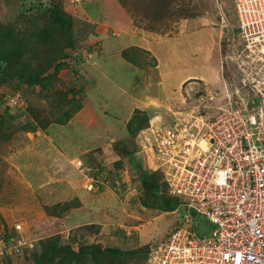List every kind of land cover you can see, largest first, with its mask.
<instances>
[{
  "label": "rangeland",
  "instance_id": "obj_1",
  "mask_svg": "<svg viewBox=\"0 0 264 264\" xmlns=\"http://www.w3.org/2000/svg\"><path fill=\"white\" fill-rule=\"evenodd\" d=\"M254 1L257 0H0V22L12 26L14 31L21 36L30 33L33 29L45 27L47 20L41 17L42 12L52 3L59 4L63 12L72 18L74 42V48L68 49L65 56L60 59L63 66L57 74L53 75V66L44 75L46 78L44 88L16 82L0 84V114H4L8 122L4 133L11 137L16 133L32 131L42 126L44 128L54 124L64 125L65 123H57V120L69 106L67 101L73 99L74 105H79L84 96L90 98L91 94L86 93V90L93 85V80L92 77H88L84 69L93 65L96 54L98 57L104 55V48L109 51L113 46L122 45L128 38L127 32L129 31L138 32L140 38L144 34L146 38L156 39V43H159L156 44L157 48L153 53L164 62L169 54V46L162 43L163 41L170 42L173 47H176L178 51L176 58L179 56L180 59H183V53L194 54V48L198 46L196 44L200 43L203 64L209 68L206 70L207 73L209 74V70H215V77L218 79L215 84L201 85L196 80L194 82L199 84L197 85L199 90L195 91L193 86L186 82L181 87L182 96L185 97L186 94L193 96L187 97L186 95L187 101H180L178 104L165 103L181 111V113L174 112L175 117L184 118L186 111L197 104L208 111L213 110L214 106L224 105L221 99L211 102L209 97L220 96L223 93V83L228 77L226 69L221 68L220 60L225 56L230 43L229 35L238 32L237 5H243L242 7L246 10L251 6L256 8L253 7ZM219 31L223 32L221 37H219ZM195 33L197 35H194ZM235 39L237 43V33ZM114 49L116 47L112 49V52ZM36 53L37 62L40 64L44 61L43 52ZM77 53L85 54L86 61L81 59V55L80 58H76ZM145 55L148 54H136L134 59L140 64H150L149 57ZM60 60L57 63H60ZM107 68L109 75L119 79L120 72L116 65H107ZM72 73L77 83L71 82ZM230 88L229 86L228 89ZM5 96L17 97L24 105L19 109L10 108L3 100ZM112 108L113 105L109 106V111H112ZM126 140L124 144L126 150L123 151L127 153L124 156L126 160L124 166L120 163L119 169L125 172L124 167L127 168L125 176H128L130 182L129 189L133 190L131 195L125 196L129 192L126 190V183H124L126 187L122 189L127 193L120 195L123 186L120 179H118L119 190H114L111 186L104 184V190L107 186L106 188L111 192V194L108 192L110 199H114L109 201L110 209L101 213V219L105 220L107 225L102 227L103 229L97 226L93 228L83 226L70 231L68 235L67 232L61 233L58 236L63 244L72 241V247L75 250L82 243L99 244L103 248L110 247L113 243L114 247L123 251L135 250L143 246L150 249L171 232L177 218L184 214V211L164 213L141 205L142 188L138 174L154 170L155 166L151 165V160H148L146 153L137 150L135 137H128ZM0 151L1 155H5L2 146ZM127 158L130 159L131 165ZM78 162L83 163L82 160H76V167ZM115 168L116 166L113 169ZM113 169H107L110 176H108L109 173L104 174L112 181L114 179V174L111 173ZM91 171L96 173L98 170L91 169ZM82 174L85 176L84 173ZM99 178L103 176L100 177L99 174ZM2 190L3 184L0 182V192ZM115 202L117 206L114 205ZM69 204L70 207L73 206V202ZM61 206L63 205L59 204L58 209L61 210ZM39 219L41 216L34 214L33 222L37 223ZM196 221L200 226L199 235L207 236L213 226L203 217H197ZM125 225L133 229L117 231L119 226L124 227ZM29 228V231L26 226L25 230L22 228L19 235L15 234L17 230L14 232L11 229L7 232V236L16 237L14 242L6 245L9 253L5 257H0V264H34L32 254L39 252V241L52 236V232L35 234L32 238L31 235L35 232V228L33 226ZM115 237L116 240H114ZM20 238L25 239L22 254L14 255L13 247ZM137 260L140 259H135L134 262ZM130 264L134 263L130 262Z\"/></svg>",
  "mask_w": 264,
  "mask_h": 264
},
{
  "label": "built area",
  "instance_id": "obj_2",
  "mask_svg": "<svg viewBox=\"0 0 264 264\" xmlns=\"http://www.w3.org/2000/svg\"><path fill=\"white\" fill-rule=\"evenodd\" d=\"M254 2L247 10L237 5L238 32L229 35L220 60L228 77L223 93L209 97L224 105L208 111L197 104L184 118L172 112L168 124L150 123L137 138L184 211L174 230L149 249L146 264H264V0ZM4 101L13 109L24 105L14 96ZM84 165L78 162L79 171L91 172ZM97 178H88L89 191L98 190ZM119 185L116 180L114 190ZM197 217L213 226L207 236L199 235ZM23 240L14 255L22 254ZM6 245L0 238V257L9 253Z\"/></svg>",
  "mask_w": 264,
  "mask_h": 264
},
{
  "label": "crops",
  "instance_id": "obj_3",
  "mask_svg": "<svg viewBox=\"0 0 264 264\" xmlns=\"http://www.w3.org/2000/svg\"><path fill=\"white\" fill-rule=\"evenodd\" d=\"M104 30L106 32V28ZM222 34L219 31V37ZM127 35L122 45H109V51L104 48V55L98 57L96 54L93 65L84 69L93 80V85L86 90L92 96H84L79 109L69 121L64 125L54 124L19 132L8 141L0 142V147L5 151V155L0 154V182L3 184L0 192L1 234L11 229L15 232L14 226L17 224L24 230L26 226L27 231L30 226L37 231L45 229V224H52L53 229L59 230L56 234L67 232V235L83 226H106L101 213L110 209L109 201L114 200L108 194H111L110 189L105 187L107 192H104L101 185L100 191H88L87 177L80 173L75 161L82 160L93 169L102 170L100 177L103 178L104 174L111 175L107 169L116 166L111 173L123 184L120 195L127 193L123 190L126 183L129 192L125 196H130L133 190L129 189L130 182L125 176L127 168L124 167V172L119 167L120 163L124 166L126 160L124 144L131 137L127 124L134 111L146 113L151 123H169L173 119L172 112L175 115L174 112L180 110L165 103L174 105L187 101V94L184 97L181 93L183 84L188 82L196 91L199 84L213 85L217 82L215 70H209V74L206 71L209 68L203 64L200 43L196 44L194 54L183 53V59H180L179 56L176 58V47L163 41L169 46V54L164 62L153 53L159 43H156V39L146 38L144 34L140 38L135 31H129ZM114 47L116 49L112 52ZM125 50L148 54L145 56L149 57L151 63L140 64L136 60L130 63L121 55ZM112 64L120 72L119 79L109 75L107 65ZM70 80L76 82L73 73ZM196 80L199 84L194 82ZM112 105V111H109ZM146 128L136 135L135 145ZM127 159L131 165L130 159ZM70 202H73V206L64 211L54 208ZM114 205L117 206V203ZM120 207L123 210L121 201ZM36 213L41 219L34 223L32 218ZM131 229V226L125 225L119 226L117 231ZM15 234L19 235L20 232Z\"/></svg>",
  "mask_w": 264,
  "mask_h": 264
},
{
  "label": "trees",
  "instance_id": "obj_4",
  "mask_svg": "<svg viewBox=\"0 0 264 264\" xmlns=\"http://www.w3.org/2000/svg\"><path fill=\"white\" fill-rule=\"evenodd\" d=\"M42 13L41 17L46 18L47 25L43 28L33 29L30 33L23 36L16 33L12 26L0 22V84L16 82L44 88V81L46 80L44 75L48 69L54 66L53 75H56L63 66L60 59L65 56L68 49L74 48L72 18L63 12L59 4L54 3L45 8ZM38 51L43 52L44 61L40 64L36 58V52ZM133 51L125 50L121 55L128 62L134 63V58L138 52L134 54L132 53ZM59 60L60 63H57ZM74 103L73 99L67 101L69 106L63 111L57 123L63 124L69 121L73 113L80 107L79 105H74ZM0 115V140L2 142L8 141L10 136L4 133L8 122L4 114ZM148 122L149 119L146 113L135 110L127 124L129 136L136 137L139 131L148 126ZM84 164L85 167H90L85 162ZM101 173L102 170L98 171V176ZM138 178L141 182L142 197L140 203L143 207L164 213L175 211V213H180L179 206L182 202L178 198L169 195L167 185L160 172H142L138 174ZM97 179L99 186L106 183L107 186L115 189L117 177H114L113 181L107 176L103 179ZM69 205V203L63 204L61 210L68 209ZM58 206H54V208H58ZM54 208L53 210H55ZM45 227V229H38L31 235L34 238L35 234L52 232V236L39 241V252L32 254L34 264H130V262L146 264L148 259L149 248L146 246L135 250L123 251L114 246L103 248L99 244L82 243L75 250L72 247V241L67 244L61 242L59 234H56L59 230L53 229L52 224H45ZM87 227L93 228L92 225ZM173 230L174 228L171 231ZM8 231L6 230L5 234H0V238L6 243L16 237L7 236ZM135 259L140 260L134 262Z\"/></svg>",
  "mask_w": 264,
  "mask_h": 264
},
{
  "label": "clouds",
  "instance_id": "obj_5",
  "mask_svg": "<svg viewBox=\"0 0 264 264\" xmlns=\"http://www.w3.org/2000/svg\"><path fill=\"white\" fill-rule=\"evenodd\" d=\"M4 100V99H3ZM151 122H149V124H150ZM149 124H148V126H149ZM164 124V123H163ZM137 146V145H136ZM138 148V147H137ZM83 163H84V161H83ZM89 168H91V169H93L92 167H89ZM77 169H78V167H77ZM79 170V169H78ZM159 172V171H154V170H149V172ZM94 172V171H93ZM98 172V171H97ZM97 172L95 173L97 176H98V174H97ZM95 174H93L92 173V171L91 172H89L88 174H85V176L87 177V180H88V178L90 177V176H94ZM162 176V175H161ZM118 181V180H117ZM98 186V190L100 189V187H99V184L97 185ZM102 186H104V185H102ZM107 187V186H106ZM86 189H87V186H86ZM88 190V189H87ZM89 191V190H88ZM97 191V190H96ZM121 191V190H120ZM173 213V212H172ZM15 227V226H14ZM14 230H15V228H14Z\"/></svg>",
  "mask_w": 264,
  "mask_h": 264
}]
</instances>
